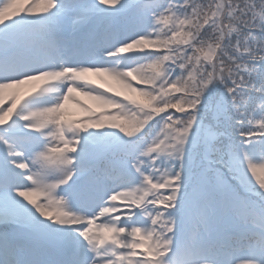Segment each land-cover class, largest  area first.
I'll return each mask as SVG.
<instances>
[{"label":"snow or ice","instance_id":"1","mask_svg":"<svg viewBox=\"0 0 264 264\" xmlns=\"http://www.w3.org/2000/svg\"><path fill=\"white\" fill-rule=\"evenodd\" d=\"M0 0V264H264V0Z\"/></svg>","mask_w":264,"mask_h":264}]
</instances>
